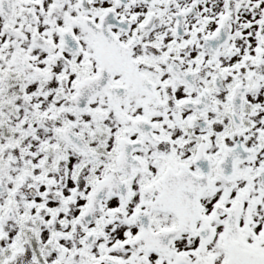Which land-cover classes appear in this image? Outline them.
Segmentation results:
<instances>
[{"label": "snow or ice", "instance_id": "obj_1", "mask_svg": "<svg viewBox=\"0 0 264 264\" xmlns=\"http://www.w3.org/2000/svg\"><path fill=\"white\" fill-rule=\"evenodd\" d=\"M0 264H264V0H0Z\"/></svg>", "mask_w": 264, "mask_h": 264}]
</instances>
